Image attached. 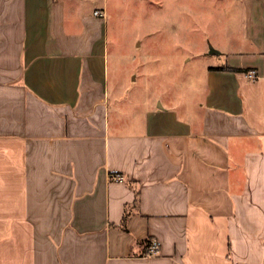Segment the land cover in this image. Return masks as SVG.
Returning <instances> with one entry per match:
<instances>
[{"label":"crops","instance_id":"crops-1","mask_svg":"<svg viewBox=\"0 0 264 264\" xmlns=\"http://www.w3.org/2000/svg\"><path fill=\"white\" fill-rule=\"evenodd\" d=\"M241 1L211 67L242 71L127 120L107 0H0V264H264V0Z\"/></svg>","mask_w":264,"mask_h":264},{"label":"rangeland","instance_id":"rangeland-1","mask_svg":"<svg viewBox=\"0 0 264 264\" xmlns=\"http://www.w3.org/2000/svg\"><path fill=\"white\" fill-rule=\"evenodd\" d=\"M105 16L112 118L120 103L127 120L155 103L199 110L208 68L246 31L241 0H107Z\"/></svg>","mask_w":264,"mask_h":264},{"label":"built area","instance_id":"built-area-1","mask_svg":"<svg viewBox=\"0 0 264 264\" xmlns=\"http://www.w3.org/2000/svg\"><path fill=\"white\" fill-rule=\"evenodd\" d=\"M95 14L101 15V13L98 11H96ZM247 77L250 79H256L258 77V74L255 70H250L249 72H247ZM113 179L117 182H124V178L120 174L114 175ZM159 251H160V244H159L158 240H156V239L151 240L149 247H148V254L149 255H156L159 253Z\"/></svg>","mask_w":264,"mask_h":264},{"label":"trees","instance_id":"trees-1","mask_svg":"<svg viewBox=\"0 0 264 264\" xmlns=\"http://www.w3.org/2000/svg\"><path fill=\"white\" fill-rule=\"evenodd\" d=\"M210 69H216V70H225V71H235V72H237V71H242V70H240V69H235V68H231V67H217V68H214V67H211ZM127 218H128V214L126 213L125 215H124V219H123V221L125 222L126 220H127Z\"/></svg>","mask_w":264,"mask_h":264},{"label":"water","instance_id":"water-1","mask_svg":"<svg viewBox=\"0 0 264 264\" xmlns=\"http://www.w3.org/2000/svg\"><path fill=\"white\" fill-rule=\"evenodd\" d=\"M213 53L217 54V53H219V52L215 50V51H213Z\"/></svg>","mask_w":264,"mask_h":264}]
</instances>
